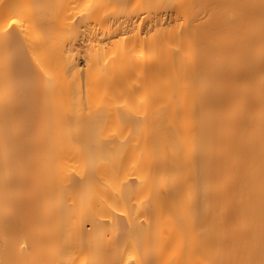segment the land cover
<instances>
[{
	"label": "bare ground",
	"instance_id": "6f19581e",
	"mask_svg": "<svg viewBox=\"0 0 264 264\" xmlns=\"http://www.w3.org/2000/svg\"><path fill=\"white\" fill-rule=\"evenodd\" d=\"M0 264H264V0H0Z\"/></svg>",
	"mask_w": 264,
	"mask_h": 264
}]
</instances>
